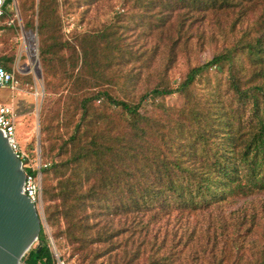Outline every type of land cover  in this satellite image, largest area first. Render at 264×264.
Returning <instances> with one entry per match:
<instances>
[{
    "label": "trees",
    "instance_id": "trees-1",
    "mask_svg": "<svg viewBox=\"0 0 264 264\" xmlns=\"http://www.w3.org/2000/svg\"><path fill=\"white\" fill-rule=\"evenodd\" d=\"M132 1L77 50L63 37L58 0H17L23 29L37 32L45 78L70 82L55 114L63 131L52 138L49 124L40 128L41 155L62 154L51 172L41 169L53 235L77 264H264V240L254 237L264 215L246 200L264 191V0ZM12 13L0 29L16 35ZM207 44L212 57L169 84L178 57ZM14 60L0 55L7 70ZM119 61L137 65L122 75L125 87L142 68L159 78L119 97L111 90ZM174 94L180 104L167 103ZM38 239L26 262L54 264L42 229Z\"/></svg>",
    "mask_w": 264,
    "mask_h": 264
},
{
    "label": "rangeland",
    "instance_id": "rangeland-1",
    "mask_svg": "<svg viewBox=\"0 0 264 264\" xmlns=\"http://www.w3.org/2000/svg\"><path fill=\"white\" fill-rule=\"evenodd\" d=\"M15 1L17 10L12 7L13 13L8 20L14 18L17 21V33L16 35H12L0 29V55H15L13 68L15 76L20 81V86L17 90L0 88V103L13 104L17 110L15 138L17 140L18 150L26 160L28 167L37 168L38 164L41 162H52L62 159V154L59 153H57V155H41L40 128L41 124H49L52 138H56L57 134L63 131V129L58 126L57 120L60 117L61 102L69 89L70 82L61 79L59 74H49L47 75L48 78H45L46 74L43 71L39 58L37 32L23 29L18 2L17 0ZM124 1L125 0H58V12L61 20L63 37L71 43H74L77 50H79V45L77 44L83 34L102 29L115 20L116 14L125 13L127 10L129 13V10H132L133 1L127 0L125 6L123 4ZM127 18L126 16L125 19ZM132 39V36H130L127 40ZM213 52L214 45L207 44L203 48L194 51L187 60L185 57L179 56L167 73L166 79L169 84L176 86L188 67L194 63H201L210 59ZM118 63L120 64L119 66L114 65L113 67L116 68V77L114 80L115 84L111 86V90L119 97L127 96L133 98L135 97L134 95H138L145 87L154 85L159 78L156 73H150V71H145V68H142V75L138 77V80L135 82L136 84L125 87L123 85L122 75L126 74L136 63L122 61ZM152 69L151 67L150 70ZM209 74L213 79H217L222 75V71L218 67H214L210 69ZM27 76L31 77L30 81L25 80ZM166 101L169 104H180L181 98L177 94H174L173 96H168ZM98 104L104 105V107L109 110V104L107 102L103 103L99 101ZM56 111L57 114L59 112L58 118L55 117ZM114 112L116 111L114 110ZM49 167L51 168V166ZM53 169L51 168L48 171L51 172ZM44 176L45 173H42L40 180L41 207L38 210L42 224L41 229L48 243V236L52 238L61 258L68 264H77V255H72L71 246L63 236L55 238L53 235L54 228L51 227L46 220L44 209L47 201L44 200L42 194ZM246 200H248L252 206L257 207L258 211H261L259 216L264 215V191L255 192ZM242 202L243 200H240L237 203L230 204L228 210L237 207ZM247 206H250V204L248 203ZM201 219L202 218L198 215H192L190 217V221L193 223L201 221ZM259 220L261 224L264 223V218L261 217ZM62 227L61 224L58 226L59 229ZM254 237L258 240L262 237L264 240L262 225L256 227Z\"/></svg>",
    "mask_w": 264,
    "mask_h": 264
},
{
    "label": "water",
    "instance_id": "water-1",
    "mask_svg": "<svg viewBox=\"0 0 264 264\" xmlns=\"http://www.w3.org/2000/svg\"><path fill=\"white\" fill-rule=\"evenodd\" d=\"M24 169L0 130V264H18L38 240L41 218L23 194Z\"/></svg>",
    "mask_w": 264,
    "mask_h": 264
},
{
    "label": "built area",
    "instance_id": "built-area-1",
    "mask_svg": "<svg viewBox=\"0 0 264 264\" xmlns=\"http://www.w3.org/2000/svg\"><path fill=\"white\" fill-rule=\"evenodd\" d=\"M8 7L16 8V1L15 0H0V17L3 16ZM1 24V22H0ZM22 28V26H21ZM20 81L15 76L14 68L12 67L11 70H7L0 64V88H8L10 90H17L19 89ZM16 118H17V110L13 106V104H1L0 103V130L3 132L4 136L8 139L9 143L13 147L14 151L17 153L18 157L21 160H25L22 157V154L18 150L17 140L15 138L16 133ZM51 162H41L38 164L37 168L35 167H28L26 162L23 163L22 166L24 169V185H23V194H25L29 200H31L37 210L41 207V169L49 167ZM25 168L27 170H25ZM31 169L29 171L28 169ZM49 246L51 248V252L54 258V264H68L63 258H61L60 254L58 253L52 238L48 236ZM39 243V239L35 242V244L31 247H35ZM29 251V250H28ZM28 251L21 259L18 264H28L25 260Z\"/></svg>",
    "mask_w": 264,
    "mask_h": 264
},
{
    "label": "crops",
    "instance_id": "crops-1",
    "mask_svg": "<svg viewBox=\"0 0 264 264\" xmlns=\"http://www.w3.org/2000/svg\"><path fill=\"white\" fill-rule=\"evenodd\" d=\"M8 8H12V7H8Z\"/></svg>",
    "mask_w": 264,
    "mask_h": 264
}]
</instances>
